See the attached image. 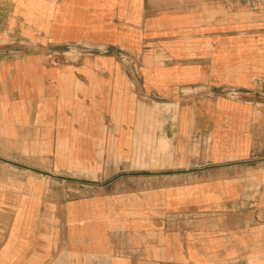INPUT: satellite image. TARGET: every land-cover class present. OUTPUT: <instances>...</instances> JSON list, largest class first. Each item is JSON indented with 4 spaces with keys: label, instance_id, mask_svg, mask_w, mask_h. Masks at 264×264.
Listing matches in <instances>:
<instances>
[{
    "label": "crops",
    "instance_id": "0c3cea01",
    "mask_svg": "<svg viewBox=\"0 0 264 264\" xmlns=\"http://www.w3.org/2000/svg\"><path fill=\"white\" fill-rule=\"evenodd\" d=\"M0 264H264V0H0Z\"/></svg>",
    "mask_w": 264,
    "mask_h": 264
}]
</instances>
